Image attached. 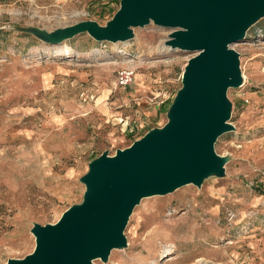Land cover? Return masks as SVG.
Here are the masks:
<instances>
[{"label": "rangeland", "instance_id": "rangeland-1", "mask_svg": "<svg viewBox=\"0 0 264 264\" xmlns=\"http://www.w3.org/2000/svg\"><path fill=\"white\" fill-rule=\"evenodd\" d=\"M118 1L0 0V264L32 250V223L80 202L92 158L166 120L192 55L165 50L168 29L148 23L123 42L80 33L59 44L25 31L103 25ZM244 36L230 45L241 74L226 90L233 130L213 144L223 175L141 198L126 246L93 264H264V15ZM121 66L134 70L125 88L115 85Z\"/></svg>", "mask_w": 264, "mask_h": 264}, {"label": "water", "instance_id": "water-1", "mask_svg": "<svg viewBox=\"0 0 264 264\" xmlns=\"http://www.w3.org/2000/svg\"><path fill=\"white\" fill-rule=\"evenodd\" d=\"M263 15L264 0H119L103 25L80 20L51 31L26 29L47 44L80 33L113 43L131 39L133 28L152 23L169 30L164 46L192 55L165 122L113 154L103 151L92 158L78 179L84 187L80 202L53 223H32V250L3 264L105 262L112 249L126 246L123 229L141 198L187 183L199 187L211 175L221 177L226 158L215 153L213 144L233 130L226 90L241 83L238 53L230 45L244 39Z\"/></svg>", "mask_w": 264, "mask_h": 264}, {"label": "built area", "instance_id": "built-area-1", "mask_svg": "<svg viewBox=\"0 0 264 264\" xmlns=\"http://www.w3.org/2000/svg\"><path fill=\"white\" fill-rule=\"evenodd\" d=\"M66 2H73L74 0H64ZM134 77V70L129 66H121L116 71L115 85L120 88L129 86Z\"/></svg>", "mask_w": 264, "mask_h": 264}, {"label": "bare ground", "instance_id": "bare-ground-1", "mask_svg": "<svg viewBox=\"0 0 264 264\" xmlns=\"http://www.w3.org/2000/svg\"><path fill=\"white\" fill-rule=\"evenodd\" d=\"M165 50H168L169 48L164 46ZM92 262H95V259L92 260Z\"/></svg>", "mask_w": 264, "mask_h": 264}, {"label": "crops", "instance_id": "crops-1", "mask_svg": "<svg viewBox=\"0 0 264 264\" xmlns=\"http://www.w3.org/2000/svg\"><path fill=\"white\" fill-rule=\"evenodd\" d=\"M134 78V77H133Z\"/></svg>", "mask_w": 264, "mask_h": 264}]
</instances>
